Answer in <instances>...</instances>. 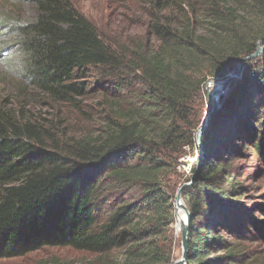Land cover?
I'll list each match as a JSON object with an SVG mask.
<instances>
[{"label":"trees","instance_id":"obj_1","mask_svg":"<svg viewBox=\"0 0 264 264\" xmlns=\"http://www.w3.org/2000/svg\"><path fill=\"white\" fill-rule=\"evenodd\" d=\"M28 1L34 17L8 25L17 76L83 122L59 130L0 92V259L69 248L83 264H171L175 194L192 182L181 192L187 264H251L215 232L219 207L239 192L225 161L236 142L264 170V56L242 64L243 80L204 132L201 165L185 159L199 149L204 85L263 42L264 0H145V37L124 45L107 42L70 0ZM188 163L194 178L182 180Z\"/></svg>","mask_w":264,"mask_h":264},{"label":"rangeland","instance_id":"obj_2","mask_svg":"<svg viewBox=\"0 0 264 264\" xmlns=\"http://www.w3.org/2000/svg\"><path fill=\"white\" fill-rule=\"evenodd\" d=\"M70 1L109 43L124 45L127 41H140L148 30L145 0ZM34 15V9L28 0L16 2L0 0V92H5L4 99L9 103L14 104L16 108H22L23 115L26 114L42 123H52L59 130L65 127H79L83 121L70 106L51 103L41 93L21 83L17 76L20 70V59L16 55L18 39L8 25L27 22ZM258 47H264V41L259 42ZM258 56H264V50ZM246 69H242L237 84L243 80ZM212 89L213 86L209 88L210 91ZM18 90L19 95L14 94ZM204 94L206 95L205 89ZM86 104L88 107L85 109L90 112L87 125L96 129L99 117L95 102L86 101ZM222 125L223 123L216 124L219 129ZM204 134L201 136L202 140ZM216 135L217 132L211 133L212 137ZM236 144L237 153L225 156V161L228 164L227 171L231 183L239 187V192L237 195H228L223 202L225 206L219 207L225 213L223 214L225 222L216 229L215 235L230 245L237 244L238 249L243 250L251 264H264V214L260 212V209L264 210V170L251 152L244 150L242 143ZM198 148L195 156L190 155L185 159L191 163L197 157L196 168L201 165V148L199 146ZM190 163L181 169L182 180L194 178L193 172L190 171ZM252 219L256 221V225ZM257 228H261V231L258 232ZM172 237L174 250L172 262H175L181 255L180 231L176 232L175 221L172 225ZM220 254L221 252L217 251L212 257ZM84 260V254L69 248H44L23 257L0 259V264H83Z\"/></svg>","mask_w":264,"mask_h":264},{"label":"water","instance_id":"obj_3","mask_svg":"<svg viewBox=\"0 0 264 264\" xmlns=\"http://www.w3.org/2000/svg\"><path fill=\"white\" fill-rule=\"evenodd\" d=\"M264 41V38H263ZM264 50V47L259 48L257 44L256 51L253 55L241 59L239 62L235 64L230 70L225 72L220 78L212 81H208L204 85V89L206 91V98L209 103L207 115L205 117V121L202 127L198 129V131L195 134V140L197 143V146L201 147V136L204 134L208 124L214 117V115L219 111L222 103L225 101L227 98L228 94L234 89V87L237 84V80L240 78L242 75V69L243 66L242 64L250 60L256 56H258L262 51ZM213 86V89L210 91L209 88ZM192 184V182H189L187 184H184L181 188L178 189L176 195H175V201H174V206L175 207H180L185 215V219L183 220L182 223H180V248H181V255L178 260L175 262H172L171 264H187V235H188V224L190 220V214L188 212V209L186 205L180 204L182 201L181 198V192L182 190ZM175 216V213H174Z\"/></svg>","mask_w":264,"mask_h":264},{"label":"bare ground","instance_id":"obj_4","mask_svg":"<svg viewBox=\"0 0 264 264\" xmlns=\"http://www.w3.org/2000/svg\"><path fill=\"white\" fill-rule=\"evenodd\" d=\"M183 204V201L180 202ZM185 219L183 210L180 207H175V230L178 232L180 230V223Z\"/></svg>","mask_w":264,"mask_h":264}]
</instances>
